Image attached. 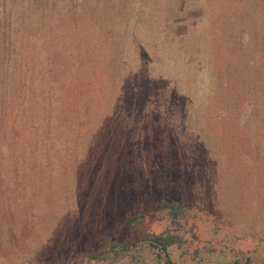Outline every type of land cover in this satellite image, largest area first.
<instances>
[{
	"label": "rangeland",
	"instance_id": "obj_1",
	"mask_svg": "<svg viewBox=\"0 0 264 264\" xmlns=\"http://www.w3.org/2000/svg\"><path fill=\"white\" fill-rule=\"evenodd\" d=\"M88 1L90 6H87V10L92 13L89 20L103 25V28L97 30L86 23L84 30L92 36V40L98 38L103 41L105 36H109L107 33L115 27V11L121 13L120 27L130 28L126 39L131 47L130 54L125 51L123 57L119 56L115 60V67L120 65L124 72H127L129 63L130 68L135 70L142 64L143 50L134 49L135 46L147 48L151 45L145 54L146 63L144 67L141 66L144 71L153 62L152 44L156 38L161 40L159 45H177L178 29L190 33L194 29L191 24H195L199 29L198 41L201 39L207 44L202 53L195 54V61L192 63L194 65L184 64V55H178L172 57L171 64L167 62L161 69L168 74L174 67L177 74L183 73L180 78L184 79L183 82L188 81V86L183 89L182 94L187 96L194 93L202 101L209 84L206 73L210 65L207 56L208 41L217 32L216 18L223 16L226 9H229L227 0ZM16 7L12 6L10 0H0L2 15L6 12L21 13L20 7ZM247 10L249 9L246 6L236 8L237 14ZM106 11L113 14V20L105 14ZM122 15L129 16L130 21ZM138 19L142 20L138 22ZM127 21L130 26L126 24ZM92 22L91 25H94ZM14 25L13 33L24 35L25 40L18 58L6 64L9 66L3 70V76H8L11 80L7 87H0V150L10 156V159H14L5 168L15 172L13 165L18 157L21 171L12 173L16 176L7 182L9 192L3 189L0 182V209L8 210L6 217L3 216L4 213L0 214V264H59V260L69 264V261L82 255L88 242L108 231L118 235L120 240H132V236H138L139 230L153 234L168 229L183 235L187 240L184 248H172L174 258L179 261L184 256H190L195 249L206 247L227 253L258 249L255 261L264 264V183L258 182L261 174L257 173L258 169L254 166L255 161H262L264 157L260 153L256 159H251V141L247 137H231L226 133L213 143H207L208 149L211 148L209 155L205 150L199 152L202 157L198 169L201 173H208L210 164L212 174L208 182L205 181L206 175H199L203 190H199L200 183L189 185V193L184 197L188 207L180 219L181 226L172 223L167 210L160 206V200L166 193L180 196L179 190L174 188V175L165 172L158 164L145 163L139 143L135 138L134 141L125 136L131 127L127 123L104 124L98 121L101 119L98 116V119L84 128L88 132L85 138L73 140L77 143V146L73 145L75 150L65 149L66 139H73L68 136V132L75 125L77 116L71 102L60 106L62 99L67 96H80L96 102L99 97L93 94L94 84L104 85L110 81V74L106 77L99 65H94L93 69L91 67V73L82 79L90 81V86L78 88L82 80L73 83L67 79L71 75L60 81L62 99L57 97L59 109L54 148L51 140L45 143V146L48 145L45 150L38 149L39 143L35 141L37 148L33 150L30 135L27 142H23L27 138L24 134L20 144L17 142L18 150L13 149L16 146V143L12 146L11 140L14 127L11 129L10 125L15 126L14 120L25 112L30 120L28 110L24 108V98L29 92L27 93L28 88L23 83L29 76L25 71L19 73L18 68L23 67L20 62L25 66L32 42L28 39L29 29L25 25L13 23L9 26ZM132 25L137 28L134 32ZM137 37L139 40H135ZM110 58L108 57V63L111 62ZM99 59L104 62L106 56L101 53ZM156 62L155 60L151 66H155ZM82 76L84 75L78 78ZM89 87L93 90L89 91ZM20 89L21 96L18 93ZM62 90L66 92L63 94ZM5 107L6 116L2 118V108ZM102 112L101 108L94 109V118ZM157 117L161 116L157 114ZM27 119L25 118L26 123ZM6 132H9L8 136ZM148 141L150 142L149 139ZM154 150L152 148L151 151ZM50 152L51 157L48 155ZM25 157L28 162L33 160L32 165L26 164ZM35 165L37 168H33ZM25 168H29L28 172ZM193 179H197L196 173L193 174ZM5 194L10 195L12 203L6 200ZM131 212L144 214L134 231H130V227L123 224ZM11 226L14 232L10 231ZM35 226L36 233L25 236ZM83 264L107 262L85 259Z\"/></svg>",
	"mask_w": 264,
	"mask_h": 264
},
{
	"label": "trees",
	"instance_id": "obj_2",
	"mask_svg": "<svg viewBox=\"0 0 264 264\" xmlns=\"http://www.w3.org/2000/svg\"><path fill=\"white\" fill-rule=\"evenodd\" d=\"M10 1L12 6L20 7L21 13L0 14L1 88L7 87L11 80L8 76H3V70L9 66L6 64L15 59L24 48V35L14 34L13 28L16 25L13 27L9 25L13 23L25 25L29 29L28 39L32 41L31 51L25 62L27 67L20 62L23 67L18 68L19 73L25 71L29 76L23 83L28 88L27 93L29 92L24 98V108L28 110L30 120L27 119L25 112L14 120L15 126L10 125L11 129L14 127L11 132L14 137L10 135L13 140L12 146L16 143L13 149L18 148L17 142L20 144L24 134L27 138H24L23 142H27L30 135L33 150L37 148L35 141L39 143L38 149L45 150L48 147L45 146L47 140L53 142L54 148L59 109L57 97H60L59 100L62 99L60 81L71 75L67 78L71 82H81L91 73V67L93 69L94 65H99L106 77L110 74V81L104 85L94 84V90L88 88L99 97L96 102L82 99L80 96L78 98L67 96L62 99L63 103L60 106L71 102L77 116L75 125L68 132V136H72L73 139H66L65 149L74 151L77 143L73 140L85 138L88 132L84 128L98 119V116H101L98 121L104 124L127 123V126L131 127L125 136L131 140L135 138L139 143L145 163L158 164L165 172L174 175L173 179L176 182L174 188L179 190L180 196L166 193L160 200L161 208L167 210L172 223L180 225V219L186 213L188 204L184 197L189 193V185L200 183L199 190H203L199 175H206L205 181L211 177L210 164L208 173H201L198 169L202 157L200 153L205 150L207 155L210 154L211 148L208 149L207 143L211 141L213 143L226 133L231 137H247L251 141V159H256L260 153L264 157V0H227L229 9H226L223 16L216 18L217 32L213 33L208 41L207 56L210 65L206 73L209 84L202 101H199L194 93H189V96L182 94L183 89L188 86V81L183 82L184 79L180 78L183 77V73L177 74L174 67L168 74L161 69L168 64L167 62L171 64L172 57L178 55H184L183 58L179 56L184 64L194 65L192 63L195 61V54L202 53L207 44L201 39L198 41L199 29L194 26L195 24H191L194 29L192 28L190 33L178 29L177 45L168 43L160 46L161 40L156 38L152 44V47H155L153 51L156 59L152 56L153 62L146 66L144 71L141 66L144 67L146 63L145 54L151 45L147 48L135 46L134 49L143 50L142 64L140 63L138 70H135L133 67L130 68L129 63L127 72H124L120 65L115 67V60L119 56L123 57L125 51L130 54L131 47L126 40L130 28L120 27V12L115 11L116 22L113 20V14L105 12L113 20L115 27L102 41L98 38L92 40V36L84 30L86 23L97 30L103 28L100 23L89 20L92 13L87 10V6H90L88 0ZM241 6H246L249 10L237 14L236 8L239 9ZM122 16L129 21L131 19L127 15ZM129 21L126 24L130 26ZM91 22L94 25H91ZM132 29L134 32L137 28L133 26ZM184 29L186 28H182ZM101 53L106 56L104 62L99 59ZM108 57H111L109 63ZM155 60L157 64L152 67ZM99 61L101 64H98ZM80 75L84 76L78 78ZM90 84V81L82 80L78 88ZM63 92L66 91L62 90ZM18 93L22 95L21 89ZM97 108L103 109V112L94 118L93 110ZM2 111L4 112L1 116L4 118L6 107L2 108ZM157 114L161 117H157ZM3 124L5 125L4 122ZM6 134L8 136L9 132ZM147 139L150 142H147ZM152 148L155 150L151 151ZM48 155L51 157V152ZM9 157L0 150V182L6 191L9 188L7 182L16 176L12 173L21 171L18 157L13 165L15 172L5 168L14 161ZM32 163L33 160L26 161L27 165ZM192 166L195 168L191 169ZM254 166L258 169L257 173L261 174L258 182L264 183V160L255 161ZM25 169L28 172L29 168ZM194 173L196 180L193 179ZM5 197L12 203L9 194H5ZM1 213L6 217L8 210L0 209ZM143 216V213L131 212L123 224L129 226L130 231H134ZM29 226L28 222L27 227ZM12 228L11 226L10 231L14 232ZM35 228L36 226L31 227V231L25 232V236L30 233L34 235ZM131 238L133 239L120 240V237L111 231L103 233L88 242L82 255L69 261V264H83L85 259L106 261L107 264H258L255 261L258 249L227 253L206 247L195 249L190 256H184L185 258L179 261L174 258L172 248H184L187 240L183 235L169 229L153 234L139 230L138 236ZM58 263L64 264L61 260Z\"/></svg>",
	"mask_w": 264,
	"mask_h": 264
}]
</instances>
